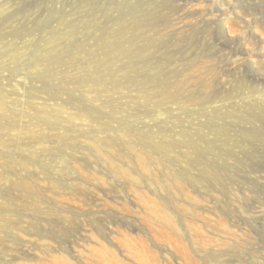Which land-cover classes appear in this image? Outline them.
I'll return each instance as SVG.
<instances>
[{"label": "rangeland", "instance_id": "rangeland-1", "mask_svg": "<svg viewBox=\"0 0 264 264\" xmlns=\"http://www.w3.org/2000/svg\"><path fill=\"white\" fill-rule=\"evenodd\" d=\"M0 119V264H264V0H0Z\"/></svg>", "mask_w": 264, "mask_h": 264}, {"label": "bare ground", "instance_id": "bare-ground-1", "mask_svg": "<svg viewBox=\"0 0 264 264\" xmlns=\"http://www.w3.org/2000/svg\"><path fill=\"white\" fill-rule=\"evenodd\" d=\"M123 53H127L126 51H122ZM1 122H2V120L0 119V124H1ZM7 122H10V121H7ZM4 125H6V124H4ZM6 126H9V125H6ZM114 142H112V144H113ZM158 148L159 146L158 145H155V148Z\"/></svg>", "mask_w": 264, "mask_h": 264}]
</instances>
